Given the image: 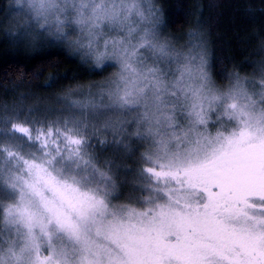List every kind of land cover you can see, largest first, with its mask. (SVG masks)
<instances>
[{"label":"clouds","instance_id":"obj_1","mask_svg":"<svg viewBox=\"0 0 264 264\" xmlns=\"http://www.w3.org/2000/svg\"><path fill=\"white\" fill-rule=\"evenodd\" d=\"M168 4L0 0L18 32L79 67L57 98L85 130L81 151L63 156L37 134L41 171L22 162L0 169V264H110L101 245L130 219L126 182L207 156L241 132L264 138V41L253 61L218 69L208 32L176 30ZM93 140L112 155L85 150Z\"/></svg>","mask_w":264,"mask_h":264},{"label":"rangeland","instance_id":"obj_2","mask_svg":"<svg viewBox=\"0 0 264 264\" xmlns=\"http://www.w3.org/2000/svg\"><path fill=\"white\" fill-rule=\"evenodd\" d=\"M89 152L101 160L112 155L102 145ZM35 158L7 147L0 169L22 162L41 171ZM241 160L264 162V138L241 132L207 156L157 168L155 194L145 205L130 204V219L103 239L110 264H264V163L216 169L235 181L226 187L207 186L199 172ZM191 171L199 172V180H190Z\"/></svg>","mask_w":264,"mask_h":264},{"label":"trees","instance_id":"obj_3","mask_svg":"<svg viewBox=\"0 0 264 264\" xmlns=\"http://www.w3.org/2000/svg\"><path fill=\"white\" fill-rule=\"evenodd\" d=\"M167 13L178 31L192 24L208 32L218 69L226 68L233 59L253 61L252 53L264 41V0H169ZM80 74L79 67L59 47L45 42L31 44L0 13V160L7 147L23 156L40 157L38 151L31 153L38 143L33 139L37 134L45 145L55 141L53 147L63 155L81 151L85 130L83 120L78 119L80 113L65 107V102L57 98L65 83ZM95 145L100 144L93 140L85 150L90 151ZM253 162L264 163L232 161L199 172L204 174L207 186H232L235 181H227L225 173L215 170L227 171V166L243 168ZM150 171L152 176L140 177L135 185L124 184L129 205H145L155 194L153 182L158 179L159 170ZM199 172L191 171L190 180H196ZM122 176L130 174L125 172Z\"/></svg>","mask_w":264,"mask_h":264}]
</instances>
